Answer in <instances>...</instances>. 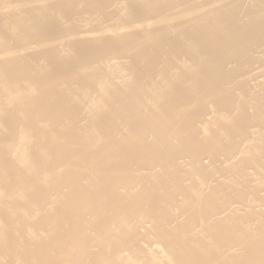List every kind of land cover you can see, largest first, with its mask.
Returning a JSON list of instances; mask_svg holds the SVG:
<instances>
[{
    "label": "bare ground",
    "instance_id": "obj_1",
    "mask_svg": "<svg viewBox=\"0 0 264 264\" xmlns=\"http://www.w3.org/2000/svg\"><path fill=\"white\" fill-rule=\"evenodd\" d=\"M0 264H264V0H0Z\"/></svg>",
    "mask_w": 264,
    "mask_h": 264
}]
</instances>
